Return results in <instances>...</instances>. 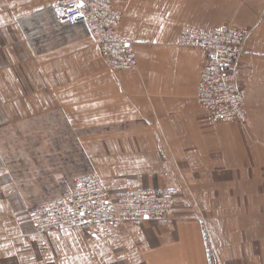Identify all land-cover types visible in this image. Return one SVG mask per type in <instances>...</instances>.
<instances>
[{
	"label": "crops",
	"instance_id": "obj_1",
	"mask_svg": "<svg viewBox=\"0 0 264 264\" xmlns=\"http://www.w3.org/2000/svg\"><path fill=\"white\" fill-rule=\"evenodd\" d=\"M112 2L133 71H113L85 25L58 20L57 0H0V135L64 116L86 173L111 192L178 188L176 220L125 223L107 240L77 228L36 233L37 205L0 147V264H264V0ZM225 26L252 30L244 124L211 123L197 101L205 52L177 45L186 27ZM77 177L59 175L61 192L41 203Z\"/></svg>",
	"mask_w": 264,
	"mask_h": 264
},
{
	"label": "built area",
	"instance_id": "obj_2",
	"mask_svg": "<svg viewBox=\"0 0 264 264\" xmlns=\"http://www.w3.org/2000/svg\"><path fill=\"white\" fill-rule=\"evenodd\" d=\"M54 14L69 27L85 25L113 71L136 70L134 45L118 34L122 14L112 0H57ZM251 34L252 30L230 26L213 31L186 27L178 39L180 48L205 52L197 101L212 124L247 122L241 60ZM178 195V188L111 192L100 174L90 172L78 176L61 196L37 205L29 218L39 234L77 228L107 240L125 223L135 227L149 222L173 224Z\"/></svg>",
	"mask_w": 264,
	"mask_h": 264
},
{
	"label": "rangeland",
	"instance_id": "obj_3",
	"mask_svg": "<svg viewBox=\"0 0 264 264\" xmlns=\"http://www.w3.org/2000/svg\"><path fill=\"white\" fill-rule=\"evenodd\" d=\"M75 142L64 116L58 114L1 133L0 147L32 206L59 193L60 183L56 181L59 175L77 177L90 171L85 159L77 153Z\"/></svg>",
	"mask_w": 264,
	"mask_h": 264
}]
</instances>
